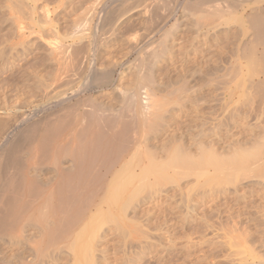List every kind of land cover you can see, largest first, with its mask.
<instances>
[{"label":"rangeland","instance_id":"374dc122","mask_svg":"<svg viewBox=\"0 0 264 264\" xmlns=\"http://www.w3.org/2000/svg\"><path fill=\"white\" fill-rule=\"evenodd\" d=\"M151 1L147 0L144 3V0H0V122H6L4 126L7 124L6 127L10 128L15 123L20 122L23 117L25 118L27 116L28 120L25 119V124L21 125V128H19V126L17 128L18 132L16 134H11L9 140H15L14 137H18L19 132L26 129V126L30 124V120L34 122L41 121L42 126L45 125L43 127L48 126V129L45 128L46 133L44 137L38 134L42 131L40 129L43 127L39 129L40 131L38 130L39 132L36 133L34 137L32 135L27 136L24 133L25 131H22L27 137L26 141L25 139L24 141L34 144H30L32 148L29 147V143H24V145H22V142H24L22 140V142L18 141L21 145H17L21 146L22 149L20 148V150L18 148V150L16 148L18 152L20 151L19 153L14 151L16 149L12 150V144H10L11 146L9 145V149L17 153L18 156H21L20 158L18 157L19 159L22 158L24 161L20 160L21 167H23L22 165L25 164L27 159H30L29 157L31 155L33 156L36 152L35 150L38 152V154L36 152V159L41 156L40 153L45 152L44 154H47L45 156L46 160H43L44 162L41 161L43 163H41L42 167L39 164L41 168H44V171L42 170L43 174L42 172H40V174L45 180L48 175L49 178H47H51V180L52 178L57 179L60 177L61 171L59 174L58 170H60V168L56 170L57 167H61V169L64 168L67 172H71V170L74 171L72 163L75 164L77 163L76 161H78L80 164L81 155L83 156V153H85L83 151L85 150L88 153L90 152V154L86 153L87 156L84 155L82 159L87 161L88 158H92L88 159L87 163L82 161L90 168H86V171H83L82 174L85 173L84 178L81 173V175L77 173L80 182H82L81 179H83V181L86 180L84 182L88 181L94 183L97 181L99 183H110L116 179L115 173L117 169L120 168L121 165H127V163H129L127 165L128 168H130L128 173L131 174L133 172L132 174L134 176L136 175V177L131 176L132 174L129 175V177H134L133 180L129 177L128 180L127 178L125 179L127 182L131 180V184L129 183L128 185V190L132 188V193H130V199H127L129 204H131L129 205L128 202L126 203L132 208L127 206L126 209H128L126 210L125 207H123L126 211L122 208L124 210L123 212H117L114 216L116 220L113 217L111 220L106 221L107 219L105 220L103 216L104 213L101 215L102 218L101 216L99 217V220H103L102 225L104 228H102V225L100 226L102 232L100 233L101 230L99 229L97 235L100 234L101 236L99 235V238L96 236L92 241V246L94 244V247L90 252L91 260H97V263L92 261L94 264H103L104 262V264L263 263L264 97H262V94H264V57L258 54L257 51L253 53L255 47L256 50L260 47L257 45L258 42L256 40L250 42V45L252 43L253 46V49L251 48L252 50L250 49L252 46H250L249 43L246 45L247 48L250 46L247 50L246 48H244L245 51L238 50V45L241 42L242 29L249 26V22L245 20V18H247L246 14L251 12L249 11L250 9H248L249 6H246L247 11L245 12L246 14L244 13L245 16L244 14L242 15L241 12H230V15L228 14L229 11L225 13L220 12L222 14L218 12L214 13L215 11L212 9L210 10L206 5L205 8L207 7V10L204 12L203 5H195L194 1L196 0H157L159 3L156 0ZM161 1L165 3L163 4ZM155 3L156 5L162 3L163 6H155ZM152 5L155 7L152 8ZM196 6L199 8L202 7L201 11L193 10L197 8ZM156 7L157 10H155ZM165 9L166 11H163ZM208 11H213L212 13L214 14L212 15ZM239 17L242 20L239 19ZM233 18L239 20L235 22ZM150 30H153L152 33ZM249 32H251V30ZM251 35L253 34H250V37ZM144 36L145 40H143ZM231 38L233 40H231ZM139 39H141L139 41L140 43L138 42ZM232 42L235 47L231 44ZM233 48H236V50ZM144 49L145 51H142ZM248 50L249 53H244ZM72 52L75 54L73 55ZM76 54L77 56H75ZM75 60H79V64L77 63V70H80L79 72L81 74L79 72L78 74L74 68L71 69L73 66L75 67L77 65L76 63L74 64V62H76ZM71 64H73V66ZM71 72L76 73L72 75ZM107 72L111 74L110 79H107L108 77L105 78L106 75H109ZM103 73L107 74L103 75ZM98 74H102L104 78L98 76ZM143 75L145 78L142 77ZM72 76V80H76L75 82L71 81V79L70 81L67 80V78H71ZM81 77H83V80H81ZM99 77L100 79L103 78L101 81L106 79L102 83L105 81L109 83L106 82L104 83L105 85L102 84L98 79ZM65 80L69 81V83L66 84ZM93 80H96V82H93ZM84 81L87 82L85 85L83 84ZM143 81L144 84L142 83ZM151 81L153 82L151 83ZM257 82H260L258 86ZM138 83L140 84L139 88H141L139 91H144L142 95H140L141 97L139 96L140 101H145L147 105L151 106L150 109L146 110L148 120L146 119L144 121H150L149 123H151L152 120L154 123H152V125L148 123L147 126H149L147 127L144 121H140L144 122L141 123L144 124L142 125V130L145 126L144 130H146V132L143 130L145 133H142V131L139 133L140 146L136 145L134 147L136 143L133 144L132 140L134 139L132 137L131 145H128L130 149L128 150L126 149L128 148L127 145L126 148L124 147V141H120L122 138L120 140L118 138V136L121 135L116 137L117 140L111 141L112 139H116L112 133L120 127L119 123L118 127L116 125L117 122L114 124L115 118L113 117H118L119 114H121V110H123L122 115H127V108L125 110L126 104H123L126 103V100L123 101V99H126L127 91L135 88L138 90ZM184 84L185 88L188 86L186 88L188 91L183 88L179 89L180 86L184 87L182 86ZM68 85H70L71 88ZM259 88L262 91H259ZM72 89L75 92H72ZM173 89L181 90V93L184 90V92L182 94L179 93L180 95L178 94L180 98L177 96L178 90H176L177 93L174 92L169 95L168 91ZM147 91L149 93L148 97L145 94ZM173 91H169V93ZM174 94L177 96H175L176 99H173ZM123 96H125V98ZM181 96L183 99H181ZM62 97L66 99L64 98L65 100L62 103L55 105L57 98L59 100ZM148 98L151 104L146 102ZM171 98L172 100H169ZM198 101L199 103H197ZM102 106H106L105 110ZM121 106L124 107V109H122ZM41 108H44V111H40ZM108 108L111 110L110 112ZM113 108L114 110L116 109L115 112H113ZM101 109L105 111L102 112V114H100ZM117 109L120 110V112ZM97 110H99V112H97ZM165 110L167 112H165ZM154 112H161L165 117L161 114V116H158L159 114L156 115ZM105 113H109L110 116L113 117ZM153 113L155 114V118L156 116L157 118L159 117L160 123L158 119H156L157 122H155V118L153 119V116H151L152 118L150 117ZM104 115H106V117ZM108 116L109 119L111 118L110 122L106 120ZM47 118L48 121L46 120ZM144 118H146V116ZM44 119L45 121H43ZM111 120L113 121L111 122ZM42 121L43 123L45 122V124H43ZM48 122L51 125L48 124ZM102 122L103 126L101 124ZM108 122L110 123L109 125L114 124L113 126L116 127L114 128L111 125V128H109L110 130L105 128L106 126L109 127V125L104 127V124H108ZM100 124L101 126H99ZM178 124H180L179 128L177 126ZM38 125L41 126L40 123ZM85 126H87L89 130H85ZM54 128L56 132L52 130ZM83 128L84 132H82ZM100 128H105L109 131L103 129L99 130ZM48 130L49 132L51 131L52 134H49ZM22 132H20L21 136L16 140L20 137L21 139L25 137ZM78 132L81 133L79 134ZM94 132H96L97 135ZM100 132L101 134H98ZM104 132L106 136H102ZM21 133L24 137H22ZM54 133L56 136H53L55 135ZM82 134L84 137L86 135L89 136L82 138ZM110 134H112L114 138H111ZM80 135L81 137H79ZM129 136L131 135L129 134L128 137ZM30 137L34 139L32 138L31 141ZM46 138L49 141H46ZM80 138L83 139L82 142L84 141L88 143V145L84 142L81 145ZM126 138L124 137L125 141L127 140ZM172 138L176 139L174 143L172 142ZM27 139H29V141H27ZM97 139H99V142L96 141ZM102 139H106V142ZM130 139L131 137L128 138L129 142ZM38 141L39 143H43V141L47 143L45 142L46 145L43 143L44 147H41L42 145L39 144ZM100 141L101 146H99ZM141 141H143V144ZM119 142L123 143L122 147L124 150H120L123 149L120 148L121 145L118 146L120 149L116 148ZM9 143L10 142H6L4 146L2 145V150L0 148L2 152L6 150L5 155L8 154V158H10V153L6 154V152L9 151L7 150ZM201 144L202 146H200ZM35 145L36 147H34ZM260 145L262 146L260 147ZM84 146L87 147L88 151ZM137 146L139 149L135 150ZM111 147H113V149ZM175 147H178L179 149H176L179 151L182 149L185 154L190 153L193 159L194 157L195 159H200L199 164L198 160H196L198 165L195 166L196 163L193 164L195 159L191 160L192 158H190V162L184 163V167L186 168L183 166L172 167L176 162L179 165V162L183 163L185 159H189V154L187 158L186 155H182L184 156L182 158H185L184 160L181 159V156H176L178 157L176 158L177 161H172L170 163L169 161L174 159V155L180 154V152L179 154L178 152L175 154ZM34 148L35 150H32ZM92 148L95 150L93 149L92 151ZM102 148L106 151L104 152ZM90 149L97 155L95 162L94 155L91 154ZM202 149L203 154L201 153ZM204 149L209 153L214 151L213 153L215 156H213V154L212 157L211 154H209L212 160L206 157L208 156V152ZM11 150L9 152H12ZM81 150L83 153H81ZM98 150L101 154L98 153ZM110 150H112V152H110ZM118 150L122 151L123 154L119 151L120 154ZM29 151H32L33 154H28L30 153ZM53 151L55 155L59 156L57 157L59 158L58 160L55 159L57 160L56 163L54 162L55 160L53 161ZM156 151L157 153L154 155L153 152ZM170 151L171 153L174 152L172 154L174 156L173 158ZM199 152L201 156L203 155V159L205 156L202 162V158H199L201 157L199 156ZM204 152H206V154H204ZM248 153L250 155L247 158ZM12 154L11 156H13ZM128 154H130V156ZM235 154H238L236 155L238 157H235ZM243 154H246V156H243ZM1 155V160L4 158L6 161L7 156L5 157V155H2L4 157H1ZM17 155H15L16 158ZM115 155H117V162L113 161ZM153 155L156 158L153 157L155 161L152 158L150 159ZM218 155L223 159L225 158L226 164L222 161L223 159H220L218 162L214 159V157L216 158ZM239 155L242 157L241 160L234 161L231 159V157L238 159ZM43 156L44 155L41 157L43 158ZM61 156L63 159H61ZM99 157L101 158V162L99 161ZM109 157H111L110 161H112V163L114 162L113 164L111 163L114 166H111V164L108 163L109 160H106V158L109 159ZM117 157L120 158L118 159ZM227 158L231 159L228 160V163ZM103 159L106 161H103ZM165 159L167 160L164 161ZM178 159H180L179 162ZM217 159L219 160V158ZM150 160L154 162V165L150 163ZM205 160L207 161V165L204 164L203 166V163H206ZM102 161L103 164H105L99 166ZM231 161H233V163ZM92 162L95 163V165ZM165 162H167L168 165L167 163L165 164ZM172 163L174 164L171 165ZM213 163L215 164L213 165ZM216 163L217 165L219 163V165L217 166ZM88 164L93 165L89 166ZM164 164L165 170H161V168L164 169ZM10 165L8 166L9 168ZM25 165L27 166V164ZM25 165L24 167H26ZM108 165H110L108 168H112L107 170L109 171L107 176L98 175V173L101 174L106 170ZM129 165L131 166L129 167ZM54 166L56 167L54 168ZM95 166H97L95 169L98 171L95 170L94 172L93 168ZM170 166L172 168H170ZM221 166L222 169L220 168ZM150 167L152 168L151 170L149 169ZM9 168L8 172L10 174L13 166L11 165V170ZM98 168H100V171ZM112 169H114L115 172H113ZM176 169H178L179 173ZM76 170L77 168L75 171ZM154 170L159 173H148ZM17 171L18 170L13 169L12 172L17 173ZM75 171L72 173H75ZM161 171L163 172L162 174H160ZM8 172H6L7 175ZM32 172L30 173L32 174ZM86 172L90 173L86 174ZM54 173L57 175L59 174L58 177L54 175ZM139 173L144 175H140ZM33 174L37 175V173ZM96 174L101 179V182ZM124 174H126L125 176L127 177L128 174ZM157 174L160 175L157 176ZM66 176L67 181H69L68 175ZM101 176H104L102 177L105 179L104 181ZM10 177L13 178L9 175L7 178L10 179ZM120 177L116 180L119 181ZM77 178L78 177L73 178L74 183L76 180L78 183ZM124 178L123 176V179ZM71 180L70 177V182H72ZM120 181L123 180L121 179ZM120 181L118 184L121 183ZM140 181H142V183ZM137 184L138 186L136 188ZM139 184L142 186H139ZM134 186L138 190H136L137 192H135ZM86 202H88V200ZM68 211L69 210L66 209V214ZM103 212H106V210L104 209ZM118 216H121V218ZM112 220L114 222L118 220L120 225L118 221L117 223L115 222V224ZM104 222H108V224L105 223V225ZM120 222H122V224ZM4 231L5 230L2 232L4 233ZM2 232H0V258L3 260L5 255V259L8 254L13 257L14 255L12 254L14 251L22 250L23 247L21 246L22 244H20L23 241L22 238L25 239L30 236V234H27L25 237L22 233V241L18 239L21 242H16L17 240L15 241V239L19 236L14 234L17 232H13V235L11 234L12 231L11 233L9 232L10 235L8 232H5L3 235ZM6 233H8L9 236L6 235ZM96 238L99 243H97ZM11 239L18 245L15 242H11ZM95 241L97 244L96 246ZM112 242L113 244H111ZM20 246L21 248L19 249ZM97 246L101 247L99 248ZM104 246H106L107 250H102L106 251V254L100 250ZM68 247L69 244L66 248ZM95 247L99 249L100 253H102L101 255L99 251H94L93 253V249H97ZM65 250L69 251L65 252L66 259H68L67 255L70 253V247L68 250ZM10 252L12 254H10ZM95 253H97V255ZM111 253L115 254L111 255ZM9 255L8 258H10ZM92 255L97 257L92 258ZM55 256L57 258V255ZM55 256L53 257L55 258ZM61 256L65 258L64 255ZM102 256L105 259H103ZM112 256H114L115 259ZM94 258H96V260ZM67 262H64V264H67ZM92 262L90 264H93ZM60 263L63 264V262ZM60 263L58 262L56 264ZM70 263L68 262V264ZM49 264H52V262H49Z\"/></svg>","mask_w":264,"mask_h":264},{"label":"bare ground","instance_id":"6f19581e","mask_svg":"<svg viewBox=\"0 0 264 264\" xmlns=\"http://www.w3.org/2000/svg\"><path fill=\"white\" fill-rule=\"evenodd\" d=\"M147 1V0H146ZM145 0H144V3L146 2ZM151 1V0H150ZM157 1V0H156ZM165 1V0H164ZM169 1H171V0H169ZM152 2V1H151ZM158 2V1H157ZM156 2V3H157ZM162 2V1H161ZM191 2H193V1H191ZM195 2V5H197V6H202L203 5V8H204V12H206V8L208 7L210 10L212 9L213 11H215L214 13H216V12H218L219 14H222L223 12L225 13L226 11L228 12V14L230 13V12H241V14L243 15L246 11H247V9H246V6H249V8L248 9H250L249 11H251L249 14H246L247 15V18H245V20H246V22H249V26L248 27H244L243 29H242V32H241V42L239 43V45H238V50L239 51H245V49L244 48H246V50L250 47V46H252V43H251V45H250V42H252V40L254 41V40H256L258 43H257V45H259L260 47L256 50V47L253 49V46L252 47H250V49L252 48L253 49V53L254 52H258V54H260L261 56H263L264 57V0H196V1H194ZM193 2V3H194ZM156 3L154 4L155 6H159V5H161V6H163L162 5V3L161 4H159V5H156ZM159 3V2H158ZM165 3V2H164ZM163 3V4H164ZM167 3H168V1H167ZM172 3V2H171ZM153 4V3H152ZM251 4H253V5H251ZM192 5V4H191ZM195 5L193 4V6L195 7ZM205 5L207 6L206 8H205ZM153 6V5H152ZM155 6H153L152 8H154ZM196 6V7H197ZM160 7V6H159ZM166 7H167V5H166ZM165 7V8H166ZM151 8V9H152ZM162 8V7H161ZM168 8V7H167ZM197 8H199V7H197ZM197 8H194L193 10H200L201 11V8H199V9H197ZM208 9V10H209ZM155 10H157V7H156V9ZM203 10V9H202ZM225 10V11H224ZM163 11H166V9L165 10H163ZM170 11V10H169ZM213 11H208L209 13H211L212 15L214 14V13H212ZM199 12V11H198ZM207 12V13H208ZM220 12H222V13H220ZM161 13V12H160ZM231 13V14H232ZM227 14V13H226ZM244 14V15H245ZM164 15V14H163ZM230 15V14H229ZM245 15V16H246ZM153 18V17H152ZM231 18V17H230ZM235 18H233V20H234ZM238 19V18H237ZM239 19H241L240 17H239ZM238 19V20H239ZM227 20V19H226ZM238 20H236L235 19V22L236 21H238ZM242 20V19H241ZM159 22V21H158ZM244 22V21H243ZM156 23V22H155ZM185 27V26H184ZM155 29V28H154ZM231 30V29H230ZM251 30V32H249ZM153 31V30H152ZM152 31L150 30V32L152 33ZM233 33V32H232ZM250 34H253V35H251V37H250ZM231 35V34H230ZM233 35V34H232ZM235 35V34H234ZM238 35H240V34H238ZM164 36V35H163ZM172 36H173V34H172ZM140 37H141V35H140ZM140 37H138V38H140ZM148 37V36H147ZM232 37V36H231ZM235 37V36H234ZM239 37V36H238ZM144 39L143 40H145V36L143 37ZM233 38V37H232ZM231 38V40H233ZM253 38V39H252ZM142 39V38H141ZM141 39H139L138 40V42L141 40ZM236 39H237V37H236ZM240 40V39H239ZM137 42V41H136ZM167 42V41H166ZM230 42V41H229ZM234 42V41H233ZM233 42L231 43L232 45H233V47H235L234 46V44H233ZM140 43V42H139ZM138 43V44H139ZM236 43V42H235ZM248 43H249V47L247 48V46L246 45H248ZM82 44V43H81ZM138 44H137V46H138ZM255 44H256V42H255ZM167 45V44H166ZM85 46V45H84ZM229 47V46H228ZM232 47V46H231ZM231 47H230V49H231ZM137 48V47H136ZM169 48V47H168ZM83 49V48H82ZM234 49V48H233ZM251 49V50H252ZM232 50V49H231ZM234 50H236V48L234 49ZM251 50H250V52H251ZM78 51V50H77ZM142 51H145V49L144 50H142ZM141 51V52H142ZM149 51V50H148ZM233 52V51H232ZM73 53V52H72ZM75 53H76V51H75ZM75 53H73V55L75 54ZM244 53H249V50L247 51V52H244ZM243 53V54H244ZM252 53V52H251ZM144 54V53H143ZM240 54H241V52H240ZM239 54V55H240ZM256 54V53H255ZM72 55V54H71ZM146 55V54H145ZM150 55V54H149ZM152 55V54H151ZM153 55H155V54H153ZM245 55V54H244ZM68 56V55H67ZM75 56H77V54L75 55ZM156 56V55H155ZM74 57V56H73ZM150 57V56H149ZM153 57V56H152ZM241 57H242V54H241ZM75 58V57H74ZM74 58H73V60H74ZM237 58V57H236ZM262 58V57H261ZM76 59V58H75ZM79 59V58H78ZM81 59V58H80ZM70 60V59H69ZM68 60V61H69ZM68 61H66V62H68ZM76 61V60H75ZM147 61V60H146ZM70 62V61H69ZM79 62V60H77L76 62H74V64L76 63H78ZM152 62V61H151ZM71 63H72V61H71ZM80 63H82V62H80ZM143 63V62H142ZM70 64V63H69ZM79 64V63H78ZM78 64L74 67L73 66V64H71L73 67L71 68V69H75L76 71H77V73L80 71V70H77V68H78ZM71 65H67V66H71ZM81 65V64H80ZM80 65H79V67H80ZM234 65V64H233ZM236 65V64H235ZM234 65V66H235ZM154 66V65H153ZM237 66V65H236ZM82 67V66H81ZM239 67V66H238ZM84 68V67H83ZM147 68V67H146ZM149 68V67H148ZM67 69H69V68H67ZM145 69V68H144ZM151 69V68H150ZM75 70H73V71H75ZM68 71V70H67ZM70 71V70H69ZM142 71V70H141ZM149 71V70H148ZM113 72V71H112ZM143 72H144V70H143ZM67 73V72H66ZM73 73H76V72H73ZM73 73L71 72V74L73 75ZM80 73V72H79ZM78 73V74H79ZM108 73V72H107ZM106 73V74H107ZM149 73V72H148ZM155 73V72H154ZM81 74V73H80ZM105 73H103V75H104ZM105 74V75H106ZM109 74V73H108ZM150 74V73H149ZM149 74H147V75H149ZM196 74V73H195ZM234 74V73H233ZM75 75V74H74ZM77 75V74H76ZM96 75V74H95ZM102 74L101 75H99L98 74V76H100V77H103L104 78V76H103ZM111 74H109V75H106L105 76V78H107V79H110V76ZM232 75V74H231ZM93 76V75H92ZM95 77V76H94ZM100 77L98 78L100 81L103 79V78H101L100 79ZM140 77V76H139ZM142 77H144V75L142 76ZM149 77V76H148ZM66 78V77H65ZM72 78H73V76L70 78H67V80H69L70 81V79H71V81H74V80H72ZM76 78H77V76H76ZM79 78V77H78ZM83 77H81V80H83L82 79ZM86 78V77H85ZM97 78V77H96ZM95 78V79H96ZM145 78V77H144ZM146 78H147V76H146ZM204 78V77H203ZM143 79V78H142ZM67 80H65L66 81V84L67 83H69V81H67ZM79 80V79H78ZM104 80H106V79H104ZM103 80V81H104ZM144 80V79H143ZM151 80V79H150ZM153 80H154V78H153ZM187 80V79H186ZM76 81V80H75ZM74 81V82H75ZM86 81H87V79H86ZM86 81H84V85H85V83H87ZM98 81V80H97ZM103 81H101V83L103 82ZM142 81V80H141ZM141 81H140V84H141ZM261 81H263V80H261ZM80 82V81H79ZM83 82V81H82ZM93 82H96V80H93ZM99 82V81H98ZM106 82H108V81H105L104 83H106ZM147 82V81H146ZM153 81H151V83H152ZM71 83V82H70ZM104 83H102V84H104ZM109 83V82H108ZM143 84H144V81L142 82ZM174 83V82H173ZM172 83V84H173ZM175 83L177 84V82L175 81ZM258 84H257V86L259 85V83L260 82H257ZM92 84H95V83H92ZM140 84L138 83V90L135 88V89H133V88H130V89H133V90H130V91H127L128 93L126 94V99H123V101L124 100H126V103H123V104H126V106H125V110H126V108H127V112L129 113V115H128V113H126L127 115H125L124 113V115H122V111L123 110H121V112H120V110H118L121 114H119V116L117 117V116H110V114H109V116L110 117H113V118H115V120H114V124H115V122H117L116 123V125H117V127H118V125L120 124V127H118V130L116 129L115 131H116V133H115V131L112 133L114 136H115V138L118 136V135H121V136H118V138H119V140L121 141V142H123L124 143V147L126 148V145H127V147L128 148H126V149H130L129 147L130 146H128V145H131L130 143H131V140H132V137H133V139L134 140H132L133 141V144H135L134 145V147L136 146V145H138V146H140L139 144H140V137H139V133L142 131V133H145L146 132V130H144L145 129V126H144V128H143V130L145 131H143L142 130V125H144V124H141V123H144L145 121L144 120H148V118H147V111L146 110H148V109H150L151 108V106L150 105H147L146 103H145V101L144 102H142V100L140 101V95H142V93L144 92L143 90V92H140L139 90L141 89V88H139L140 87ZM150 84V83H149ZM261 84H262V82H261ZM264 84V83H263ZM70 85H72V84H70ZM70 85H68L69 87H70ZM101 85V84H100ZM105 85V84H104ZM142 86V85H141ZM173 86V85H172ZM182 86H184V87H179V89L180 88H183L184 90L188 87H186L185 88V84L184 85H182ZM263 86V85H262ZM88 87V86H87ZM136 87V86H135ZM144 87V86H143ZM177 87V88H178ZM71 88V87H70ZM73 88V87H72ZM148 88V87H147ZM176 88V87H175ZM261 88V87H260ZM259 88V91H262L261 89ZM151 89V88H150ZM182 89V90H183ZM189 89V88H188ZM73 90V89H72ZM71 90V91H72ZM144 90H145V88H144ZM174 90V89H173ZM173 90H169V91H173ZM176 90H178V89H176ZM176 90H174L172 93H169V91H168V94L170 95V94H173L174 92H176ZM184 90H183V92H184ZM187 90V89H186ZM146 91V90H145ZM148 91H149V89H148ZM148 91L147 92H145V94L147 95V97L149 96V93H148ZM179 92L177 93V96L179 97V95L180 94H182L180 91L181 90H178ZM188 91V90H187ZM186 91V92H187ZM72 92H75L74 90L72 91ZM71 92V93H72ZM229 92V91H228ZM124 93H125V91H124ZM140 93V94H139ZM148 93V94H147ZM153 92L151 91V94H152ZM175 93V94H176ZM180 93V94H179ZM189 93V92H188ZM230 93V92H229ZM264 93V92H263ZM150 94V95H151ZM168 94H166V95H168ZM174 94V96H173V99L175 98L176 99V95ZM179 94V95H178ZM67 95V94H66ZM123 95H125V94H123ZM153 95V94H152ZM263 96L262 97H264V94H262ZM140 96V97H139ZM176 96V97H175ZM189 96V95H188ZM124 98H125V96H123ZM146 97V98H147ZM154 97V96H153ZM65 97H62V98H60L59 100H58V98H57V101H55V105H57V104H60V103H62L65 99H64ZM180 98V97H179ZM189 98V97H188ZM192 98V97H191ZM195 98V97H194ZM69 99V98H68ZM142 99H143V97H142ZM167 99V98H166ZM166 99H165V101H166ZM178 99V98H177ZM181 99H183L182 98V96H181ZM261 99H263V98H261ZM149 98H148V101H146V102H148V103H150L149 102ZM169 100H172V98L171 99H169ZM199 100V99H198ZM163 101V100H162ZM168 101V100H167ZM84 102V101H83ZM152 102V101H151ZM155 102V101H154ZM145 103V104H144ZM164 103V102H163ZM176 103V102H175ZM187 103V102H186ZM191 103H192V101H191ZM195 103V102H194ZM197 103H199V101L197 102ZM151 104V103H150ZM153 104V103H152ZM183 104V103H182ZM189 104H190V102H189ZM155 105V104H154ZM169 105V104H168ZM167 105V106H168ZM122 106H124V105H122ZM121 106V107H122ZM156 106H157V104H156ZM163 106V105H162ZM193 106H195V105H193ZM103 107V106H102ZM106 107V106H105ZM105 107H103L104 108V110H105ZM196 107H198V106H196ZM46 108V107H45ZM110 108V107H109ZM109 108H108V111L110 112L111 110H109ZM163 108V107H162ZM165 108H166V106H165ZM186 108V107H185ZM44 108H41V110L40 111H42ZM122 109H124V107H122ZM158 109V108H157ZM164 109V108H163ZM188 109V108H187ZM195 109V108H194ZM39 110H37V111H39ZM102 111V109L100 110L101 111V113L100 114H102V112H105V111ZM113 110H114V108H113ZM154 110V109H153ZM167 110V109H166ZM165 110V112H167ZM185 110V109H184ZM44 111V110H43ZM108 111H106V112H108ZM116 111V109L113 111V112H115ZM150 111V110H149ZM158 111H159V109H158ZM160 111H161V109H160ZM164 111V110H163ZM181 111V110H180ZM90 112V111H89ZM97 112H99V110H97ZM34 113V112H33ZM32 113V114H33ZM37 113V112H36ZM117 113V112H116ZM156 115H158V116H161L162 114H161V112L160 113H157V112H154ZM153 113V115L151 114L150 115V117L151 116H153V119L155 118V114ZM197 113V112H196ZM201 113V112H200ZM91 114V113H90ZM98 114V113H97ZM105 114H107V113H105ZM107 114V115H108ZM114 114V113H113ZM148 114H149V112H148ZM161 114V115H160ZM34 115H35V113H34ZM117 115V114H116ZM190 115H192V114H190ZM32 116V115H31ZM100 116V115H99ZM102 116V115H101ZM105 117H106V115H104ZM103 116V117H104ZM109 116H108V119H109ZM146 116V118H144ZM149 116V115H148ZM162 116H164V115H162ZM180 116V115H179ZM204 116V115H203ZM47 117V116H46ZM149 117V118H150ZM165 117V116H164ZM172 117V116H171ZM192 117H194V116H192ZM17 118V117H16ZM152 118V117H151ZM151 118H150V120H151ZM206 118V117H205ZM19 119V118H18ZM28 120V118H27V116L24 118L23 117V119H19L20 120V122H17V123H15L14 125H12L10 128H8V127H6V125L4 126V124L6 123H4V122H0V123H2V124H0V148H1V146L3 145L4 146V144L6 143V142H10L9 144H8V149L7 150H11V149H9V145L10 144H12V146H11V148H12V150H14V149H20L21 148V146H17L18 144H20L18 141H21L22 142V140L24 141V139H25V141H26V135L27 136H35V134L36 133H38L40 130H42V131H40V133H38V134H40V136H43L44 137V135H45V133H46V129H48V126L47 127H43V126H45V125H43L42 126V124H41V121L40 122H34V121H31L30 120V124H28L27 126H26V129H23L22 131L26 134H24L22 131H20V132H22L23 134H24V136H23V134H22V137H24V138H22L21 139V137L18 139V140H16L19 136H21L20 135V132H19V135H18V137H14V139L15 140H13L12 138V140H9L10 139V137H11V134H13V133H17L18 131H17V128L19 127V128H21V125H23V124H25V122H26V120ZM41 119H42V117H41ZM41 119H39V120H41ZM106 119V118H105ZM104 119V120H105ZM108 119H106L107 121H109L110 122V119L108 120ZM156 119H158L159 120V117L157 118V116H156V118H155V122H157L156 121ZM47 121H48V118L46 119ZM103 120V121H104ZM113 120H111V122L113 121ZM164 120V119H163ZM162 120V121H163ZM43 121H45V119L43 120ZM43 121H42V123H43ZM102 121V120H101ZM106 121V122H107ZM140 121H144V122H140ZM33 122V123H32ZM108 122V124L106 123V124H104V127L106 126V125H109L110 123ZM150 122V121H149ZM149 122H145V124H146V126H147V124L149 123ZM40 123V125L41 126H39L38 124ZM47 123V122H46ZM119 123V124H118ZM152 123H154V121L152 122V120H151V123H149V124H151L152 125ZM159 123H160V120H159ZM166 123V122H165ZM182 123V122H181ZM43 124H45V122L43 123ZM48 124H50L49 122H48ZM47 124V125H48ZM102 124V126H103V122L101 123ZM101 124L99 125V126H101ZM113 124V125H114ZM167 124H168V122H167ZM183 124V123H182ZM51 125V124H50ZM49 125V126H50ZM112 125V124H111ZM111 125H109V127L108 126H106L105 128H111L110 126ZM112 125V127H116V126H113ZM150 125V126H151ZM179 125L180 124H178L177 126H178V128H179ZM88 126V125H87ZM87 126H85L86 127V129L85 130H89L88 128H87ZM98 126V125H97ZM149 126V125H148ZM147 126V127H148ZM176 126V127H177ZM7 128V129H5V128ZM41 127H43V128H41ZM91 127V126H90ZM4 128V129H3ZM41 128V129H40ZM46 128V129H45ZM50 128V127H49ZM53 128V127H52ZM99 128V127H98ZM97 128V129H98ZM105 128H102L103 130H105V131H109V130H107V129H105ZM170 128V127H169ZM177 128V129H178ZM181 128V127H180ZM187 128V127H186ZM40 129V130H39ZM93 129V128H92ZM101 128L99 129V130H102ZM113 129V128H112ZM147 129V128H146ZM39 130V131H38ZM49 130H51V129H49ZM49 130H48V132H49ZM52 130H54L55 131V128L54 129H52ZM57 130V129H56ZM59 130V129H58ZM94 130H96V129H94ZM185 130V129H184ZM16 131V132H15ZM78 131V130H77ZM90 131H91V129H90ZM183 131V130H182ZM35 132V133H34ZM56 132V131H55ZM61 132V131H60ZM82 132H84V128H83V131ZM103 132V131H102ZM111 132V131H110ZM178 132V131H177ZM51 133V131L49 132V134ZM79 133V132H78ZM81 133V132H80ZM79 133V134H80ZM91 133V132H90ZM95 134H96V132H94ZM131 133H134V134H131ZM170 133V132H169ZM14 134V135H15ZM52 134V133H51ZM55 134V133H54ZM85 134V133H84ZM98 134H101V132L100 133H98ZM109 134V133H108ZM112 134H110V136H111V138H114V136L112 135ZM131 135V136H129V137H131V139H130V142H129V140H128V135ZM136 134H138V135H136ZM191 134V133H190ZM83 135V134H82ZM91 135V134H90ZM97 135V134H96ZM95 135V136H96ZM138 136V137H136V136ZM38 136V135H37ZM50 136H52V135H50ZM53 136H56V134L55 135H53ZM52 136V137H53ZM86 136H89V135H86ZM85 136V137H86ZM100 136V135H99ZM98 136V137H99ZM102 136H106L105 135V132H104V135H102ZM113 136V137H112ZM192 136V135H191ZM32 137V138H33ZM47 137V136H46ZM74 137V136H73ZM79 137H81V135L79 136ZM84 137V135L82 136V138ZM84 137V138H85ZM97 137V138H98ZM124 137L128 140H126L125 141V139H124ZM176 137V136H175ZM31 137H30V140L32 139ZM37 138V137H36ZM40 138V137H39ZM110 138V139H111ZM34 139V138H33ZM81 139V138H80ZM79 139V140H80ZM100 139V138H99ZM99 139H97L96 141H98ZM124 139V140H123ZM173 139V138H172ZM44 140V139H43ZM82 140L83 139H81V145H82V143L84 142H82ZM102 140H105V142H106V139H102ZM114 140H117V138L116 139H112L111 141H114ZM171 140V139H170ZM174 140H176V139H173V143H174ZM22 142L23 144L22 145H24V143H26V144H28L29 142ZM27 141H29V139H27ZM32 141V140H31ZM46 141H49L47 138H46ZM46 141H43V143H44V145H46L45 144V142ZM87 141V140H86ZM95 141V140H94ZM95 141V142H96ZM99 142V141H98ZM105 142H104V144H105ZM117 142V141H116ZM121 142H119V144H117V147L116 148H119L118 146L119 145H121L120 146V148H123L122 146H123V143H121ZM127 142V143H126ZM142 142V144H143V141H141ZM32 143V142H31ZM31 143H29L28 145H29V147H31L32 148V146H30V144ZM34 143H35V141H34ZM38 143H39V141H38ZM43 143H39V144H41L40 146L41 147H44V145H43ZM47 143V142H46ZM63 143V142H62ZM65 143V142H64ZM85 143V142H84ZM109 143V142H108ZM113 143V142H112ZM118 143V142H117ZM121 143V144H120ZM172 143V144H173ZM36 144V143H35ZM48 144H49V142H48ZM85 144H87L88 145V143H85ZM97 144V143H96ZM102 144H103V142H102ZM111 144V143H110ZM181 144V143H180ZM21 145V144H20ZM28 145H25V146H28ZM32 145H34L33 143H32ZM38 145V144H37ZM60 145V144H59ZM91 145L93 146V144L91 143ZM113 145H116V144H113ZM170 145H171V143H170ZM263 145V144H262ZM262 145H260V147L262 146ZM39 146V147H40ZM89 146H90V144H89ZM99 146H101V141H100V145ZM103 146V145H102ZM107 146V145H106ZM105 146V147H106ZM138 146H137V148L135 149V150H137V149H139L138 148ZM154 146V145H153ZM174 146H176V145H174ZM190 146V145H189ZM200 146H202V144L200 145ZM15 147V148H14ZM34 147H36V145L34 146ZM86 149H87V147L86 146H84ZM96 147V146H95ZM94 147V148H95ZM30 148V149H31ZM59 148V147H58ZM81 148H82V146H81ZM85 148H84V150H85ZM89 148V147H88ZM94 148H92V151H93V149ZM112 149H113V147H111ZM119 148V149H120ZM167 148H169V147H167ZM172 148H174V147H172ZM176 148H178V147H175V150H174V152H175V154H177V152H178V154H179V152H180V154L179 155H172L173 153H171V151H170V154L172 155V158L174 157V159H176V158H178L179 156H181V159L182 160H184L182 157H184V156H182V155H186V158H187V155L189 154V159H185L184 161H183V163L182 162H179V160L180 159H178V162L180 163L179 165L177 164V162L175 163V165L174 166H172V167H175V166H185V164L187 163V162H190V158H192L191 160H194L195 159V157H194V159H193V157H192V155H190V153H187V154H185V152L184 151H182V149L179 151V150H177ZM185 148V147H184ZM189 148V147H188ZM259 148V147H258ZM4 149V148H3ZM14 150L15 152H18V150ZM22 149V148H21ZM20 149V150H21ZM29 149V150H30ZM97 149H98V147H97ZM103 149V148H102ZM115 149V148H114ZM155 149V148H154ZM162 149V148H161ZM163 149H164V147H163ZM179 149V148H178ZM206 149V148H205ZM204 149V150H205ZM209 149V148H208ZM253 149V148H252ZM1 150H2V148H1ZM0 150V151H1ZM11 150V151H12ZM32 150H35V148L34 149H32ZM95 150V149H94ZM100 150H101V148H100ZM104 150V149H103ZM120 150H124V148L123 149H120ZM120 150H118V152L120 151ZM133 150H134V148H133ZM134 150V151H135ZM165 150V149H164ZM168 150V149H167ZM184 150H186V149H184ZM212 150V149H211ZM210 150V151H211ZM256 150V149H255ZM6 151V150H5ZM5 151L4 152H2L1 151V154L2 153H4V154H2V155H5ZM6 152V154L7 153H10L9 155H10V158H8L9 156H7V155H5V157L7 158L6 159V161H5V159L3 158L2 160H1V158H0V229H1V231L0 232H2L3 230H5L4 231V233L5 232H10L11 233V231H12V235H13V232H17V233H15L14 235H18L19 237H16V239H15V241L16 242H21L22 240V242L20 243V244H22L21 246L23 247L22 248V250H18V251H14V253L12 254L11 252H10V254H12V255H14L13 257H11V255H9V257L10 258H8V255H7V258L5 259V257H6V255H5V257H3L4 258V260L2 259V258H0V264H49V262L51 263L52 262V264H56V263H60V262H63V264H64V262L66 263L67 261L70 263V262H72V263H70V264H90L93 260H91V256H90V252H91V250H92V248L94 247V244H93V246H92V241L94 240V238L97 236H99V235H97L98 234V232H99V229L101 228L100 226L103 224L102 222H103V220H99V217L102 215V213H104V217H105V220L106 221H109V220H111L115 215H116V213L117 212H119V211H124L125 209H126V207L127 206H129L130 204H129V202H128V200L127 199H130V193H132L131 192V189L130 190H128V185H129V183L131 184V180H129V182H127L125 179L127 178V180L129 179V178H131L132 180L134 179V177H136V175L134 176L132 173V175L131 174H129L128 173V170L130 169V168H128V164L129 163H127V165H125V164H123V165H121L120 166V168H118L117 169V171H116V173H115V178L117 179L118 177H120V176H122L124 173H127L128 175H127V177L125 176L126 174H124L123 176L125 177L124 179H123V176L122 177H120V179H119V181L122 179L123 181H120L121 183L120 184H118V180H114V181H112V182H110V183H104V182H101V179L98 177V175H104L105 177L107 176V174H108V172L109 171H107V170H110L111 168H108V167H110V165H108L106 168H105V166H104V168L106 169V170H104L103 172H105V173H101V174H99L98 173V175L96 174V176L100 179V182L101 183H99V182H97V181H95V182H97V183H93V182H84V181H86V180H84L83 181V179H81V181L82 182H80L79 181V174L81 173H83V171H86L85 169L87 168V169H89L88 168V166H87V164H85V162L87 163L88 162V159H90V158H92V157H90V158H88L87 159V161H85V159L83 160L82 158L84 157V155L85 156H87L86 155V153L87 154H90V152L88 153V152H86V150L85 151H83V152H85V153H83L82 152V150H81V153H83V156L81 155V163L79 164L78 163V161H76L77 163H72L73 164V166H74V171H75V169L77 168V172L75 171V173H72V172H74V171H72L71 170V172L70 171H66L64 168H62V169H64V170H62L61 169V167H57V169L56 170H58V168H60V170H58V173L60 174V177L59 178H57L58 177V175L57 174H55L54 173V175H56L57 177V179H53L52 178V180H51V178L50 179H48L49 177V175L46 177V180L45 179H43V177L41 176V174H40V172H42V174H43V169L44 168H41L42 166H41V163L42 162H44L45 160H46V155L43 153H40L41 154V156L42 155H44L43 156V158L40 156V157H37V159L35 158L36 157V152H37V150H35L36 152L34 153L35 154V156H34V154H33V152L32 151H29L30 153H28V154H33V158L30 156L29 158L30 159H27L26 161H25V164H27V166L25 165V164H23L22 166L24 167V165L26 166V167H21V161H23V159L21 158V159H19L21 156H18L17 155V153H14V151H12V152ZM57 151H58V149H57ZM87 151H88V149H87ZM90 151H91V149H90ZM91 151V154L92 155H94V162H95V160L97 159L96 157H97V155L96 154H94V152H92ZM102 151V150H101ZM106 150H104V152H105ZM117 151V150H116ZM125 151H127V150H125ZM124 151V152H125ZM133 151V152H134ZM158 151V150H157ZM157 151L156 152H153L154 153V155H155V153H157ZM173 151V150H172ZM201 151V150H200ZM205 151H207V150H205ZM252 151V150H251ZM20 152V151H19ZM18 152V153H19ZM96 152V151H95ZM108 152V151H107ZM110 152H112V150H110ZM110 152H108V153H110ZM117 152V153H118ZM121 153H122V151H120ZM119 152V153H120ZM167 152V151H166ZM183 152V153H182ZM188 152H189V150H188ZM203 152V149H202V151H201V153ZM208 152V151H207ZM214 152V151H213ZM209 153L208 152V156H206L207 158H210V155L209 154H211V156L214 154V153ZM247 152H249V153H251L250 151H247ZM247 152H245V153H247ZM13 153V154H12ZM53 153H54V151H53ZM53 153H52V156H53ZM58 153V152H57ZM97 153V152H96ZM98 153H100L99 152V150H98ZM120 153V154H121ZM136 153V152H135ZM140 153V152H139ZM152 153V154H153ZM236 153V152H235ZM242 153V152H241ZM241 153H240V155H241ZM247 154L248 156H247V158L249 157V155L250 154ZM255 153H256V151H255ZM0 154V155H1ZM11 154L13 155V156H11ZM17 155V158H16V156L15 155ZM37 154H38V152H37ZM51 154V153H50ZM49 154V155H50ZM101 154V153H100ZM107 154V153H106ZM111 154H114V153H111ZM123 154V153H122ZM130 154H134V153H130ZM130 154H128L129 156H130ZM194 154V153H193ZM199 154H200V152H199ZM203 154V153H202ZM204 154H206V152H204ZM253 154V153H252ZM1 155V157H4V156H2ZM20 155V154H19ZM77 155H78V153H77ZM91 155V156H92ZM134 155H136V154H134ZM151 156L150 157V159L152 158L154 161H155V156ZM167 155V154H166ZM236 155H238V154H235V157H238V156H236ZM239 155V158L238 159H235L234 157H231V159L232 160H241L242 159V157ZM246 156V154H243V156ZM255 155V154H254ZM90 156V155H89ZM109 156V155H108ZM111 156V155H110ZM116 156L117 155H115V158H113V161H115V162H117V160H116ZM121 156V155H120ZM176 156H178V157H176ZM194 156V155H193ZM199 156H201V154L199 155ZM203 156V155H202ZM202 156L201 157H199V158H202ZM213 156H215V154L213 155ZM212 156V157H213ZM220 155H218V157L216 156V158L214 157V159H216V161L218 162V161H220V159L222 160L223 158H221V157H219ZM252 156V155H251ZM12 157V158H11ZM45 157V158H44ZM54 157V158H53ZM52 158H53V161L55 160V159H59V158H57V157H59V156H57V155H55V153H54V156H53ZM62 157V156H61ZM80 157V156H79ZM113 157V156H112ZM134 157H136V156H134ZM134 157H132V158H134ZM155 159H154V158ZM171 157V156H170ZM241 157V158H240ZM253 157V156H252ZM252 157H250L251 159H253ZM41 158V159H40ZM86 158V157H85ZM96 158V159H95ZM110 158L111 157H109V159L108 158H106V160H109V164H111L112 163V161H110ZM118 158V157H117ZM120 158V157H119ZM118 158V159H119ZM169 158V157H168ZM217 158H219V160L217 159ZM244 158H246V157H244ZM246 158V159H247ZM33 159V160H32ZM39 159V160H38ZM61 159H63V157L61 158ZM101 158L99 157V161L101 162V160H100ZM104 159H105V157H104ZM103 159V161H106V160H104ZM161 159H162V157H161ZM174 159H169L168 161L171 163L172 161H177V159L176 160H174ZM204 159H205V156H204ZM203 158L201 159V162H202V160H204ZM225 159V158H224ZM222 160L223 162H225V160ZM230 159V158H229ZM228 158H227V163H228V160H229ZM230 159V160H231ZM21 160V161H20ZM29 160V161H28ZM44 160V161H43ZM57 160H55L54 162L56 163L57 162ZM77 160H78V157H77ZM112 160V159H111ZM167 159H165L164 161H166ZM188 160V161H187ZM196 160H198V158H196L194 161H193V164H195V166L196 165H198L199 164V160H198V164H197V161ZM210 160H212L211 158H210ZM243 160H245V159H243ZM38 161H40V162H38ZM42 161V162H41ZM61 161H63V160H61ZM73 161H74V159H73ZM82 161H85V162H82ZM103 161H102V163H100V165L99 166H101V164H103ZM129 161V160H128ZM167 161V162H168ZM196 161V162H195ZM206 161V160H205ZM214 161V160H213ZM212 161V162H213ZM24 162V161H23ZM22 162V163H23ZM27 162V163H26ZM162 162V161H161ZM167 162H165V164L167 163ZM211 162V163H212ZM215 162V161H214ZM222 162V163H223ZM232 163H233V161H231ZM230 162V163H231ZM239 162V161H238ZM243 162V161H242ZM93 163V162H92ZM114 163V162H113ZM112 163V164H113ZM132 163V162H131ZM150 163H153V165H154V162H152V160H150ZM169 163V164H170ZM174 163H172L171 165H173ZM185 163V164H184ZM220 163V162H219ZM219 163H218V165H219ZM13 166V168H11V165ZM34 164H36V165H34ZM39 164H40V166H39ZM43 164V163H42ZM94 165H95V163H93ZM93 164H90V165H93ZM105 164V163H104ZM103 164V165H104ZM111 164V166H114V165H112ZM116 164V163H115ZM156 164V163H155ZM160 164V163H159ZM165 164H164V169H162L161 168V170H165ZM181 164H183V165H181ZM190 164V163H189ZM204 164L205 165H207V161H206V163L204 162L203 163V166H204ZM215 163H213V165H214ZM221 164V163H220ZM224 164H226V162L224 163ZM10 165V168L12 169V171H13V169H15V170H18L17 171V173H13L12 171V173L10 172V174H12V175H10L9 174V170H8V166ZM89 165V164H88ZM89 165V166H90ZM151 165V164H150ZM161 165H162V163H161ZM167 165H168V163H167ZM188 165V164H187ZM216 165H217V163H216ZM215 165V166H216ZM217 165V166H218ZM57 166H58V164H57ZM98 166V167H99ZM131 165H129V167H130ZM158 166V165H157ZM156 166V167H157ZM163 166V165H162ZM161 166V167H162ZM190 166H192V165H190ZM202 166V165H201ZM200 166V167H201ZM202 166V167H203ZM209 166V165H208ZM216 166V167H217ZM8 167V168H7ZM20 167V168H19ZM56 166H54V168H55ZM92 167V166H91ZM133 167V166H132ZM156 167H154V168H156ZM171 166H170V168H172ZM199 167V166H198ZM9 168V169H10ZM19 168V169H18ZM22 168V169H21ZM95 168H97V166H95L93 169H94V172H95V170H97V169H95ZM103 168V169H104ZM153 168V169H154ZM159 168H160V166H159ZM181 168V167H180ZM184 168H186V167H184ZM193 168H194V166H193ZM215 168V167H214ZM221 169H222V166L220 167ZM10 169V170H11ZM21 169V170H20ZM79 169H80V171H79ZM84 169V170H83ZM92 169V168H91ZM99 169V171H100V168H98ZM150 170L152 169L151 167L149 168ZM158 169V168H157ZM189 169V168H188ZM197 169V168H196ZM31 170V171H30ZM43 170V171H42ZM149 170V171H150ZM177 170V172H178V169H176ZM175 170V171H176ZM185 170V169H184ZM32 171H34V172H32ZM39 173H38V172ZM92 171V170H91ZM98 171V170H97ZM112 171L113 172H115L114 171V169H112ZM134 171V170H133ZM143 172H145L144 170H142ZM147 171H148V169H147ZM146 171V172H147ZM155 171V172H154ZM154 171H151V172H148L149 174L150 173H157L158 171H159V169H158V171L156 172V170H154ZM174 171V170H173ZM183 171V170H182ZM216 171H217V169H216ZM6 172H8V175L9 176H12L13 178H11L10 177V179H12V180H10L9 178H7L8 177V175H7V173ZM30 172H32V174L30 173ZM53 172H55V171H53ZM111 172V171H110ZM112 172V173H113ZM130 172V171H129ZM184 172V171H183ZM199 172V171H198ZM219 172V171H218ZM6 173V174H5ZM33 173H37V175L35 174H33ZM56 173H57V171H56ZM71 173V174H70ZM77 173H78V175H77ZM87 173H90V172H86V174ZM111 173V174H112ZM142 173V172H141ZM141 173H139L140 175H144V174H141ZM159 173V172H158ZM163 172L161 171L160 172V174H162ZM179 173V172H178ZM181 173V172H180ZM194 173V172H193ZM197 173V172H196ZM195 173V174H196ZM200 173H201V171H200ZM5 174V175H4ZM80 174V175H81ZM85 174V173H84ZM84 174H82L83 175V178H84ZM122 174V175H121ZM138 174V175H139ZM145 174H147V173H145ZM160 174H157V176H159ZM192 174V173H191ZM66 175H68V177H69V181H67V176L65 177ZM110 175V174H109ZM120 175V176H119ZM129 175H131V176H134L133 178L132 177H129ZM137 175V176H138ZM182 175V174H181ZM188 175H190V174H188ZM199 175V174H198ZM65 178H64V177ZM72 176H74V177H72ZM86 176V175H85ZM104 176H101V178L102 177H104ZM55 177V176H54ZM70 177H71V181L72 182H70ZM75 177H78L77 179H78V183H77V180H76V182L74 183L73 182V178H75ZM113 177V176H112ZM129 177V178H128ZM140 177H142V176H140ZM155 177H156V175H155ZM162 177V176H161ZM167 177V176H166ZM7 179V180H9V181H7V180H5V179ZM64 178V179H63ZM144 178V177H143ZM143 178H142V180H143ZM14 179V180H13ZM59 179V180H58ZM63 179V180H62ZM103 179V178H102ZM63 182H62V181ZM65 180V181H64ZM105 179H103V181H104ZM125 180V181H124ZM166 180V179H165ZM117 182V184H116V182ZM144 181V180H143ZM156 181V180H155ZM113 182H115V183H113ZM127 182V183H126ZM141 183H142V181H140ZM139 182V183H140ZM163 182V181H162ZM141 184H139V186H140ZM137 186H138V184L136 185V188H137ZM142 186V185H141ZM134 188H135V186H134ZM135 188V192H137L138 190ZM139 189V188H138ZM140 189H141V187H140ZM139 189V190H140ZM137 190V191H136ZM132 191H134V190H132ZM139 194V193H138ZM90 196V197H89ZM133 196V195H132ZM131 196V197H132ZM67 197V198H66ZM134 197V196H133ZM88 200V202H86ZM130 201V200H129ZM56 202V203H55ZM126 202H128V204L129 205H127V203ZM126 203V204H125ZM123 207H125V209L123 208ZM129 207H131V206H129ZM124 210H123V209ZM132 208V207H131ZM130 208V209H131ZM135 208V207H134ZM66 209L67 210H69L68 212L70 213H68L67 212V214L69 215H67L66 214ZM106 210V212H103V210ZM128 209V208H127ZM126 209V210H127ZM125 210V211H126ZM125 213V212H124ZM66 217H68V218H66ZM118 217H120L121 218V216H118ZM101 218H102V216H101ZM125 218V217H124ZM114 219H115V217H114ZM104 220V221H105ZM116 220V219H115ZM118 221V220H117ZM117 221H115L116 223H117ZM112 222L113 223H115L113 220H112ZM145 222V221H144ZM108 224V222H104V224ZM115 223V224H116ZM121 224H122V222H120ZM105 224V225H106ZM111 224V223H110ZM118 224H119V221H118ZM117 224V225H118ZM116 225V226H117ZM120 225V224H119ZM126 225H128V224H126ZM108 226V225H107ZM110 226V225H109ZM112 226H114V225H112ZM102 228H104V226L102 225ZM107 228V227H106ZM3 229V230H2ZM101 231H100V233L102 232V229H100ZM108 230V229H107ZM116 230V229H115ZM159 230V229H158ZM114 231V230H113ZM117 231V230H116ZM3 233V232H2ZM4 233H3V235H4ZM8 233H6V235H8ZM10 233H9V235H10ZM22 233H23V236L25 235V237L27 236V234H30V236L29 237H27V238H25V239H23L22 238V240H21V236H22ZM161 234V233H160ZM8 235V236H9ZM22 236V237H23ZM101 236V235H100ZM105 236V235H104ZM114 236V235H113ZM13 237V236H12ZM11 238V237H10ZM14 238H15V236H14ZM13 238V239H14ZM99 238V237H98ZM112 238V237H111ZM21 240V241H19V240ZM124 239V238H123ZM11 242H15L14 240H10ZM96 241H97V238H96ZM96 241H95V246L97 245L96 244ZM109 241V240H108ZM116 241V240H115ZM7 242H9V241H7ZM10 242V243H11ZM15 242V243H16ZM14 243V244H15ZM67 243V244H66ZM97 243H99L98 241H97ZM8 244V243H7ZM13 244V243H12ZM12 244H11V246H12ZM17 244V243H16ZM15 244V245H16ZM19 244V245H20ZM68 244H69V247H70V253H69V255H67L68 256V259H66L67 257H66V253L65 252H69V251H66L65 249H67L68 250V248H66L67 246H68ZM102 244V243H101ZM100 244V245H101ZM106 244V243H105ZM111 244H113V242L111 243ZM111 244L109 243V245L111 246ZM142 244V243H141ZM18 245V244H17ZM67 245V246H66ZM103 245V244H102ZM14 246V245H13ZM21 246L19 247V249L21 248ZM108 246V245H107ZM97 247H99V246H97ZM97 247H95V248H97ZM101 247V246H100ZM99 247V248H100ZM105 247V248H104ZM103 248H101L100 250H101V252H106V251H103L102 249H105V250H107L106 249V246H104ZM109 247V246H108ZM112 247H113V245H112ZM17 248V247H16ZM112 249V248H111ZM116 250V249H115ZM118 250V249H117ZM120 250V249H119ZM126 250V249H125ZM13 251V250H12ZM94 251H99V249L97 248L96 250H94L93 249V253H94ZM111 251V250H110ZM8 252V251H7ZM115 252V251H114ZM16 253V254H15ZM63 253V254H62ZM99 253H100V251H99ZM98 253V254H99ZM117 253V252H116ZM68 254V253H67ZM96 255H97V253H95ZM95 254H93V255H95ZM102 253H100V255H101ZM106 254V253H105ZM115 253H111V255H114ZM55 255H57V258H56V256ZM61 255H64V257L65 258H63V256H61ZM92 255V258L93 257H97V256H93ZM104 255V254H103ZM3 256V255H2ZM53 256H55V258L53 257ZM60 256H61V258H60ZM113 258H114V256H112ZM115 257H116V255H115ZM100 258V257H99ZM102 258H103V256H102ZM101 258V259H102ZM117 258V257H116ZM95 260H96V258H94ZM98 259V258H97ZM100 259V260H101ZM103 259H105V258H103ZM110 259V258H109ZM115 259V258H114ZM106 260H108V259H106ZM119 260V259H118ZM97 261V260H96ZM96 261H93V262H96ZM102 261V260H101ZM68 262H67V264H68ZM92 262V263H93ZM99 262V261H98ZM107 262V261H106ZM110 262V261H109ZM114 262V261H113ZM115 262H117V261H115ZM97 263V262H96ZM102 263V262H101ZM105 263V262H104ZM103 263V264H104ZM61 264V263H60ZM94 264V263H93ZM134 264V263H133ZM259 264H264V262L263 263H261V262H259Z\"/></svg>","mask_w":264,"mask_h":264}]
</instances>
